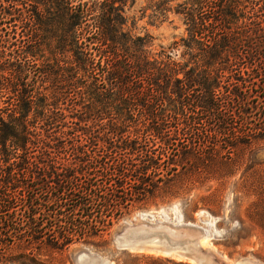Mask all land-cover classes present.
Returning <instances> with one entry per match:
<instances>
[{
    "label": "trees",
    "instance_id": "obj_1",
    "mask_svg": "<svg viewBox=\"0 0 264 264\" xmlns=\"http://www.w3.org/2000/svg\"><path fill=\"white\" fill-rule=\"evenodd\" d=\"M134 2L0 0V263L149 202L219 219L228 193L238 242L264 236V0H158L185 33L155 56Z\"/></svg>",
    "mask_w": 264,
    "mask_h": 264
},
{
    "label": "rangeland",
    "instance_id": "obj_2",
    "mask_svg": "<svg viewBox=\"0 0 264 264\" xmlns=\"http://www.w3.org/2000/svg\"><path fill=\"white\" fill-rule=\"evenodd\" d=\"M157 2L158 0H135L134 3L126 4L122 10L125 18V29L133 36L145 38L147 43L145 50L152 56L161 51L170 52L169 48L172 44L183 37L185 33V27L180 16L173 12H162L161 14L155 12L154 6ZM172 55L173 58H176L174 53ZM259 156V160H264V152ZM233 199L232 194H226L223 213L219 219L208 213L198 212L194 215L193 222L183 219L177 202L165 205L149 202L139 209L132 210L128 216L104 235L102 240L75 243L62 250H52L43 245L39 253H36L35 248L37 246H34V252L28 259H23V264H82L84 262L81 261L82 258L86 259L89 264L91 263L90 258H96L97 261L103 260L106 264H196L185 260H174L158 254L116 248L114 235L118 228L122 224L131 226L139 217L150 224L166 222L176 227L187 226L200 230L205 236V238H200V240L205 239V244L202 247L198 246L196 251L200 264H222V261L226 264H264V236L262 232L254 229L249 238L241 242L237 240L236 235L240 232L235 212L240 213L241 217L245 219L244 210L248 200L242 201L239 211H233ZM168 236L171 240H175L173 234L170 233ZM189 236H185L186 240L191 239L193 242L198 234ZM196 244L198 245V243ZM205 250L208 251L205 252ZM21 251V246H13L6 263L0 264H18L22 260L19 259ZM80 251L86 252V254L78 255ZM96 264L100 263L96 262Z\"/></svg>",
    "mask_w": 264,
    "mask_h": 264
},
{
    "label": "water",
    "instance_id": "obj_3",
    "mask_svg": "<svg viewBox=\"0 0 264 264\" xmlns=\"http://www.w3.org/2000/svg\"><path fill=\"white\" fill-rule=\"evenodd\" d=\"M141 226L145 227V230L149 232L147 236H137L134 234H127L126 231L129 229H138ZM158 226H161L163 229L160 231L161 234H156L155 230H158ZM153 229L154 232H150ZM169 230L173 231V236L175 241L169 239L170 233ZM187 232H195L198 234L196 239L193 241V245L195 246L194 252L190 251L188 245L186 244L188 241L186 240L185 234ZM200 238H205V236L200 232V230L195 228L185 227H176L172 226L166 222H158L155 224H150L145 222L142 217H139L138 220L129 226L126 224H122L114 235V242L116 248L122 250H129L133 252L140 253H150V254H158L165 257H170L171 259H179L190 262L192 258H194V262L196 264H200L199 258L197 256L198 245L196 244L197 240ZM208 250H205V252ZM210 253V252H208ZM84 255L86 252H79L78 255ZM83 262V261H82ZM81 262V263H82ZM82 264H88V262H83ZM106 264V263H104Z\"/></svg>",
    "mask_w": 264,
    "mask_h": 264
},
{
    "label": "bare ground",
    "instance_id": "obj_4",
    "mask_svg": "<svg viewBox=\"0 0 264 264\" xmlns=\"http://www.w3.org/2000/svg\"><path fill=\"white\" fill-rule=\"evenodd\" d=\"M163 228L161 227V226H158V230H155V231H157V232H159V231H161ZM150 232H154L153 231V229H151L150 230ZM157 232H155L156 234H159V233H157ZM168 232H170L171 234H174L173 233V231L172 230H169ZM126 233L127 234H134V235H137V236H147V234L149 233V232H147L146 230H145V227L144 226H141L140 228H138V231H136V229H132V230H128V231H126ZM161 234V233H160ZM191 234H193V235H191ZM186 235H190V236H194L195 235V233H190V232H187L186 234H185V236ZM189 236V237H190ZM169 239L171 240V238L169 237ZM173 241V240H172ZM175 241V240H174ZM188 242L186 243L187 245H188V247H189V249H190V251H192V252H194V249H195V246L193 245V242H192V240L190 239V240H187ZM205 239H202V240H198V242H196V243H198V246L199 247H202L204 244H205ZM193 248V249H192ZM87 256V255H86ZM89 257V256H88ZM82 258V257H81ZM80 258V259H81ZM86 258V257H85ZM90 258V257H89ZM91 259V263L90 264H96V262H99L100 264H103L104 262H103V260H100V261H97V259L96 258H90ZM176 260H178V261H183V260H179V259H176ZM205 260V259H204ZM81 261H85V262H88L86 259H84V258H82L81 259ZM195 260H194V258H192V260L190 261V263H196V262H194ZM93 262V263H92ZM205 262V261H204ZM249 262V261H248ZM222 264H226L225 262H221ZM256 263V262H255ZM88 264H89V262H88ZM253 264V263H252Z\"/></svg>",
    "mask_w": 264,
    "mask_h": 264
}]
</instances>
